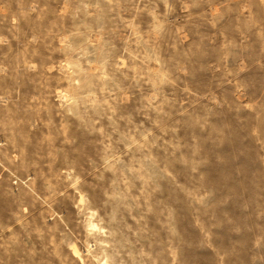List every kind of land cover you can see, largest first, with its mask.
Returning a JSON list of instances; mask_svg holds the SVG:
<instances>
[{
	"label": "rangeland",
	"instance_id": "1",
	"mask_svg": "<svg viewBox=\"0 0 264 264\" xmlns=\"http://www.w3.org/2000/svg\"><path fill=\"white\" fill-rule=\"evenodd\" d=\"M0 264H264V0H0Z\"/></svg>",
	"mask_w": 264,
	"mask_h": 264
},
{
	"label": "bare ground",
	"instance_id": "2",
	"mask_svg": "<svg viewBox=\"0 0 264 264\" xmlns=\"http://www.w3.org/2000/svg\"><path fill=\"white\" fill-rule=\"evenodd\" d=\"M76 252V251H75Z\"/></svg>",
	"mask_w": 264,
	"mask_h": 264
}]
</instances>
